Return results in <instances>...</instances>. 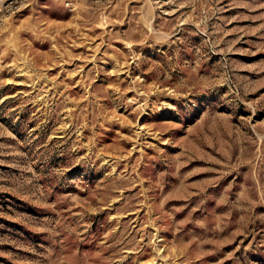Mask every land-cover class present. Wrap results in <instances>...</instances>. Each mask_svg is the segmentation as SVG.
<instances>
[{"label": "rangeland", "instance_id": "374dc122", "mask_svg": "<svg viewBox=\"0 0 264 264\" xmlns=\"http://www.w3.org/2000/svg\"><path fill=\"white\" fill-rule=\"evenodd\" d=\"M0 264H264V0H0Z\"/></svg>", "mask_w": 264, "mask_h": 264}]
</instances>
